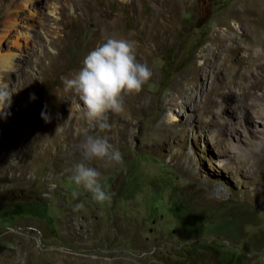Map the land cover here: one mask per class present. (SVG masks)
Wrapping results in <instances>:
<instances>
[{
  "label": "rangeland",
  "instance_id": "obj_1",
  "mask_svg": "<svg viewBox=\"0 0 264 264\" xmlns=\"http://www.w3.org/2000/svg\"><path fill=\"white\" fill-rule=\"evenodd\" d=\"M44 1L20 7L18 27L0 46L21 58L15 71L0 72V88L6 86L12 94L10 106L0 110V264H264V151L259 149L264 128L237 102L227 105L240 111L238 117L221 100L228 90H243L248 101L251 92H264V56L253 57L249 51L242 72L207 70L206 87L230 81L209 92L210 98L204 87L196 108L169 104L172 86L203 62L210 35L224 27L218 20L235 1L244 0H141L131 6L120 0H87L83 20L59 24L62 39L57 68L51 71L38 68L34 56L28 58L32 44L16 34L35 32L43 21L51 25ZM243 3L239 6H246V19L230 21V42L246 32L252 36L251 49L264 46V5L259 13ZM151 9L173 15L157 30L158 48L152 50L148 43L146 60L137 58L152 77L132 93L136 104L121 114H106L107 129L99 128V122L90 126L77 107L82 106L79 98L57 99L55 88L95 28L105 40L106 19L119 14L127 31L132 28L130 13ZM146 28L136 25V42ZM247 43L231 50L232 62ZM43 49L55 51L37 45L38 52ZM47 101L57 104L48 115L53 123L41 125L38 115ZM74 109L83 124L65 126ZM54 133L60 135L54 139ZM88 136L107 138L123 162L86 158L82 145ZM79 163L100 173L99 182L114 194L110 201L97 203L73 181Z\"/></svg>",
  "mask_w": 264,
  "mask_h": 264
},
{
  "label": "bare ground",
  "instance_id": "obj_2",
  "mask_svg": "<svg viewBox=\"0 0 264 264\" xmlns=\"http://www.w3.org/2000/svg\"><path fill=\"white\" fill-rule=\"evenodd\" d=\"M3 1L4 0H0V46L3 44L4 40H6V38L10 36L12 32L18 27L20 23L18 22V11L20 7L26 6L29 9L34 8V2L36 0H9L6 2V4L2 5ZM120 1L125 6H131L132 4L138 1L141 2V0ZM180 1V3L186 4L188 0ZM60 2H62L63 5L58 6ZM239 3H243V1L237 3L235 1V7H233L230 11H228L223 17L218 20L217 25H223L224 27L221 30L216 29L215 32L210 35L209 43L203 48V51L205 52L203 62L201 64H195L194 66L190 67L189 70L183 73L180 76L179 80L176 81L175 84L172 86V93L170 95L169 104L177 105L179 108H181V110H184L188 104L192 105L193 108H196L198 96L202 93V91H204L203 88L206 87L205 85L207 70L210 71L215 69L216 71H218L223 69L226 71V74H228V72L230 71H235L237 69H239L241 72L246 70V64L243 60L246 58L250 59V55L246 57H244V55L242 54L237 55V60L232 62L231 50H240L243 47V42L246 40H249V43H247L246 47L244 48L245 50H250L252 44H254L253 41H250L252 36L249 39L250 35L246 32H243V38L236 37L235 44H233V42H230L232 38L229 36L230 32L234 31V28L231 25L230 21L241 22L246 19L244 16V9L246 8V6L243 7L241 5L240 7ZM244 3L254 5L259 13L263 12V10H261L259 7L264 5V0H244ZM44 5L47 11L52 16L51 25H48L45 21H43L42 25H40L41 31H39L40 29H36L35 32H30L25 29L24 31H17L16 34L24 35L26 38H29L28 41L31 42L32 45L29 47L28 58H32V56H34L35 63L37 64L36 66H38V68H40L42 71L45 69L51 71L54 69V67H56V58L59 55L58 48L62 39L61 35L57 30L59 24L65 19L69 21L83 20L85 14L88 15L87 11L88 7H90V3L87 0H45ZM180 6L182 5L180 4ZM255 7H250V10L255 11ZM75 9L78 10L77 14H70V11L75 12ZM136 13L135 15L133 13H130L132 17V28L127 31H125L120 25V20L118 19L119 14H114L112 17L109 16L110 19H106L104 33L107 34V38H123L130 42H133L135 45L136 58H138L140 61H144L146 60L148 55V51L145 50L144 46L148 43H151L152 50H156L158 48L161 43V30H157L160 29V26L166 27L167 22L172 18L173 15L172 12L162 13L160 11H157V9H151L147 14ZM138 24H140L141 26L147 25L144 34L141 35V42L139 43L135 41V28ZM101 32L102 31L98 28L94 29V34L87 41L82 53L76 60L73 68L62 75L60 79L61 84L58 85L57 88H55V91L57 92V99L63 98L71 100L75 96V93L73 91L65 88L63 81L64 79L74 78L79 73L80 69L83 67V60L91 52L90 50L93 48L95 49L100 43L107 39H101ZM41 41L43 43H39ZM254 42L257 41L254 40ZM38 44H42L43 47H48L50 49H54L55 51L49 52L43 49L38 52ZM46 59H48L47 62H45ZM20 60L21 58L18 57L16 53L10 50L2 51V49H0V72L1 70H4V72L15 71L18 67ZM242 63H244L243 66L241 65ZM229 81L230 80L227 81L225 79L220 83L215 81L210 82V84L206 87L204 91L205 96L207 98H210L211 96H209V92L215 93L220 88V86H226L227 84H229ZM239 88L242 87L239 86ZM240 90L241 89H239V91ZM245 93L246 92H244L243 90L236 93L228 90L226 94L222 92L221 100L224 103L223 108L230 110L231 112H233V114H235V116L238 117L240 111H235L231 106L227 105L230 103L237 102L236 106H239L246 110V115H249L255 122H260L262 124V127L264 128V92H251L250 96H252V100L250 101H248V99L244 100V98L242 97ZM134 97L136 96H133L132 94L124 96L123 112L125 109H127V107L130 106L131 103L136 102V99ZM56 106L57 104L54 101H47L45 103L44 108H42L43 110H41L45 111L49 115V113H51V111L54 110ZM72 113L73 114L71 118L69 120L66 119V121H63V124L65 126H70L72 124L79 123V125L81 126V124H83V119L81 118V116H79V110L74 109ZM38 119L39 124L41 125H50L51 123H53V120L51 118L48 122L42 119L41 113L38 115ZM79 131L80 127H78L76 134H73L74 138L78 137ZM58 135H60V133H54L53 138L56 139ZM46 142H48V140ZM46 149L47 148L45 147L44 151ZM259 149L261 151H264V138L261 141ZM55 257L58 258L59 256Z\"/></svg>",
  "mask_w": 264,
  "mask_h": 264
},
{
  "label": "clouds",
  "instance_id": "obj_3",
  "mask_svg": "<svg viewBox=\"0 0 264 264\" xmlns=\"http://www.w3.org/2000/svg\"><path fill=\"white\" fill-rule=\"evenodd\" d=\"M259 58L264 56V46H257L245 50L244 56ZM153 73L150 68L137 61L135 45L123 38L108 37L92 50L83 60V67L71 79H64L65 88L71 90L82 102L81 108L84 118L90 126L107 129L108 112L120 113L124 107V96L139 93L142 86ZM12 94L0 88V110L10 106ZM35 99L34 96L31 97ZM41 117L46 122L50 117L45 111ZM83 152L88 159H100L107 162L122 163L119 150L113 149L107 138L88 136L82 145ZM100 173L92 167L79 163L75 166L72 177L77 185L83 187L92 195L97 203H104L112 199L113 193L106 190L99 182Z\"/></svg>",
  "mask_w": 264,
  "mask_h": 264
}]
</instances>
